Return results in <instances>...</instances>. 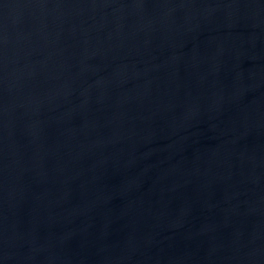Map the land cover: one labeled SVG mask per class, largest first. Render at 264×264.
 <instances>
[{
	"label": "water",
	"instance_id": "1",
	"mask_svg": "<svg viewBox=\"0 0 264 264\" xmlns=\"http://www.w3.org/2000/svg\"><path fill=\"white\" fill-rule=\"evenodd\" d=\"M0 264H264V0H0Z\"/></svg>",
	"mask_w": 264,
	"mask_h": 264
}]
</instances>
